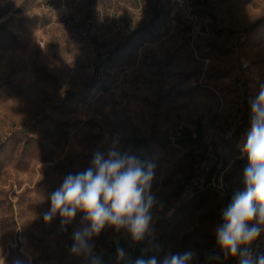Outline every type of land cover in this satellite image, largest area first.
Segmentation results:
<instances>
[{"label": "rangeland", "instance_id": "374dc122", "mask_svg": "<svg viewBox=\"0 0 264 264\" xmlns=\"http://www.w3.org/2000/svg\"><path fill=\"white\" fill-rule=\"evenodd\" d=\"M189 4L0 0V264H81L70 247L83 213L66 227L43 213L67 174L114 143L155 166L164 207L150 255L238 264L214 230L243 187L238 145L264 83V0ZM184 129L197 140L178 146ZM93 242L101 264H117V244L130 257L135 247L107 225Z\"/></svg>", "mask_w": 264, "mask_h": 264}, {"label": "clouds", "instance_id": "9594fccd", "mask_svg": "<svg viewBox=\"0 0 264 264\" xmlns=\"http://www.w3.org/2000/svg\"><path fill=\"white\" fill-rule=\"evenodd\" d=\"M238 149V158L247 159L243 187L235 189L230 203L221 209L222 223L214 230L216 243L224 257L238 258V264H264V252L250 248L264 233V83L250 101V128ZM154 167L137 151H121L117 143L107 153L97 150L89 167L67 174L50 194V208L43 213V219L51 223L59 215L61 226L66 227L77 213H83L70 247L81 264H101L93 241L106 225L117 232L124 231L134 244L148 241L135 259L118 247L117 264H192L196 258L192 250L168 253L162 260L157 255H147L159 251L153 243V211L164 207L151 191ZM219 187H224L222 178ZM219 260V254L211 253L206 264Z\"/></svg>", "mask_w": 264, "mask_h": 264}, {"label": "trees", "instance_id": "16d2710c", "mask_svg": "<svg viewBox=\"0 0 264 264\" xmlns=\"http://www.w3.org/2000/svg\"><path fill=\"white\" fill-rule=\"evenodd\" d=\"M197 140V138L189 132L187 129H184L182 132V135L180 138L175 142L176 145L178 146H188L194 143ZM170 142L164 141L162 142V145L164 148H167L169 146ZM210 184V182H209ZM117 245H122V244H117ZM117 246V247H119ZM146 247L145 242H141L139 244H135V247L131 250L132 252V258L135 259L136 257H139L142 254V249ZM147 255L150 256V252L147 253Z\"/></svg>", "mask_w": 264, "mask_h": 264}, {"label": "built area", "instance_id": "2783aa9c", "mask_svg": "<svg viewBox=\"0 0 264 264\" xmlns=\"http://www.w3.org/2000/svg\"><path fill=\"white\" fill-rule=\"evenodd\" d=\"M168 1L172 6L179 7L182 10H189L190 9L189 0H168ZM213 181H215V180H213ZM215 186L217 187V185H215ZM221 223H222V220H221ZM215 239H216V237H215ZM250 248L253 252H257V253L258 252H264V233H262L261 236L256 241H254L252 243Z\"/></svg>", "mask_w": 264, "mask_h": 264}]
</instances>
